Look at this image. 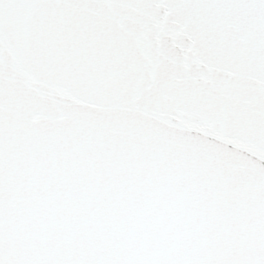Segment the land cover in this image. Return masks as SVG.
<instances>
[{"label":"snow or ice","instance_id":"snow-or-ice-1","mask_svg":"<svg viewBox=\"0 0 264 264\" xmlns=\"http://www.w3.org/2000/svg\"><path fill=\"white\" fill-rule=\"evenodd\" d=\"M0 264H264V0H0Z\"/></svg>","mask_w":264,"mask_h":264}]
</instances>
